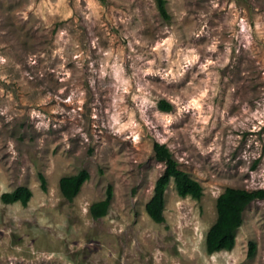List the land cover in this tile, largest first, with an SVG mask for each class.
Instances as JSON below:
<instances>
[{
    "label": "rangeland",
    "instance_id": "obj_1",
    "mask_svg": "<svg viewBox=\"0 0 264 264\" xmlns=\"http://www.w3.org/2000/svg\"><path fill=\"white\" fill-rule=\"evenodd\" d=\"M167 9L169 21L155 0H0V264H264V199L231 251L206 247L218 197L264 189V0ZM156 143L204 193L182 198L171 180L162 224L146 211L166 169ZM82 170L69 201L60 180ZM19 187L28 205L4 204Z\"/></svg>",
    "mask_w": 264,
    "mask_h": 264
},
{
    "label": "trees",
    "instance_id": "obj_2",
    "mask_svg": "<svg viewBox=\"0 0 264 264\" xmlns=\"http://www.w3.org/2000/svg\"><path fill=\"white\" fill-rule=\"evenodd\" d=\"M157 10L160 16L170 20V14L167 9V0H155ZM160 107L164 111H170L171 106L162 101ZM156 159L166 164L163 175L157 180L154 187V195L146 204L148 216L157 224L165 222V194L171 180H174L177 194L182 197H191L195 200H201L204 193L201 184L191 178L187 173L178 168V162L173 159L170 150L159 143L154 145ZM42 189L47 190V180L40 174ZM90 179L87 170H82L76 175L65 176L60 180V191L62 196L73 201L80 193L83 185ZM114 193L110 186L106 193V198L95 202L90 207V214L94 219H100L107 215ZM32 197V192L27 187H19L13 192L4 193L1 200L4 204L10 205L21 203L27 206ZM264 199V189L247 191L243 189L227 188L217 199L216 210L217 219L214 225L209 229L206 235V247L209 254L231 251L236 243L237 231L244 222L245 210L255 201ZM256 253V244L249 243V257Z\"/></svg>",
    "mask_w": 264,
    "mask_h": 264
}]
</instances>
